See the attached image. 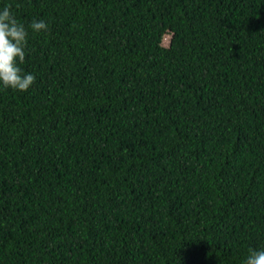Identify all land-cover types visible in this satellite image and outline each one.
<instances>
[{"label": "trees", "instance_id": "1", "mask_svg": "<svg viewBox=\"0 0 264 264\" xmlns=\"http://www.w3.org/2000/svg\"><path fill=\"white\" fill-rule=\"evenodd\" d=\"M8 5L36 81L0 84V264L264 249V0Z\"/></svg>", "mask_w": 264, "mask_h": 264}, {"label": "clouds", "instance_id": "2", "mask_svg": "<svg viewBox=\"0 0 264 264\" xmlns=\"http://www.w3.org/2000/svg\"><path fill=\"white\" fill-rule=\"evenodd\" d=\"M33 33L48 30L43 20H33L30 25ZM29 30L21 23L8 5L0 10V84L5 89L26 92L35 83L36 76L24 72L20 64L25 62ZM243 264H264V249H251Z\"/></svg>", "mask_w": 264, "mask_h": 264}, {"label": "rangeland", "instance_id": "3", "mask_svg": "<svg viewBox=\"0 0 264 264\" xmlns=\"http://www.w3.org/2000/svg\"><path fill=\"white\" fill-rule=\"evenodd\" d=\"M170 39H171V35L166 36V37L164 38V41H163L164 45H169V43H170Z\"/></svg>", "mask_w": 264, "mask_h": 264}]
</instances>
